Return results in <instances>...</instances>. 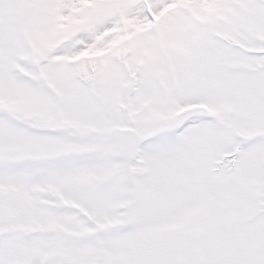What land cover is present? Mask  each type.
<instances>
[{
    "label": "snow or ice",
    "instance_id": "obj_1",
    "mask_svg": "<svg viewBox=\"0 0 264 264\" xmlns=\"http://www.w3.org/2000/svg\"><path fill=\"white\" fill-rule=\"evenodd\" d=\"M0 264H264V0H0Z\"/></svg>",
    "mask_w": 264,
    "mask_h": 264
}]
</instances>
